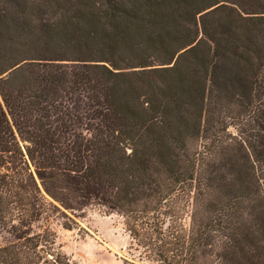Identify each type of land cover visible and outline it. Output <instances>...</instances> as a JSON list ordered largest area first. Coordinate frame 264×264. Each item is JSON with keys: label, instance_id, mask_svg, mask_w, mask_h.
I'll list each match as a JSON object with an SVG mask.
<instances>
[{"label": "trees", "instance_id": "1", "mask_svg": "<svg viewBox=\"0 0 264 264\" xmlns=\"http://www.w3.org/2000/svg\"><path fill=\"white\" fill-rule=\"evenodd\" d=\"M91 207L124 264H264V0H0V264Z\"/></svg>", "mask_w": 264, "mask_h": 264}, {"label": "rangeland", "instance_id": "2", "mask_svg": "<svg viewBox=\"0 0 264 264\" xmlns=\"http://www.w3.org/2000/svg\"><path fill=\"white\" fill-rule=\"evenodd\" d=\"M77 221L78 226L68 230L61 220H51L58 233V245L73 264H124L121 256L129 237L120 214L91 207Z\"/></svg>", "mask_w": 264, "mask_h": 264}]
</instances>
